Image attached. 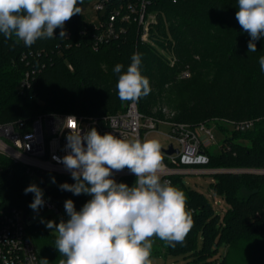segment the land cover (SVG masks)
Returning a JSON list of instances; mask_svg holds the SVG:
<instances>
[{"label":"trees","instance_id":"trees-1","mask_svg":"<svg viewBox=\"0 0 264 264\" xmlns=\"http://www.w3.org/2000/svg\"><path fill=\"white\" fill-rule=\"evenodd\" d=\"M237 11L238 0H150L147 16L154 14L156 19L150 24L148 41L141 39V28L132 19L118 24L116 36L98 42L101 26L86 21L81 13L65 23V40L59 39V28L56 38L37 40L30 47L0 34V124L13 122L28 130L45 113L102 116L124 111L129 102L118 98L119 74L113 69L122 64L126 71L131 56L139 53L141 73L151 87L150 94L137 102L142 114L161 116L153 112L157 103L168 94L186 92L191 101L177 105V121L210 125L217 118L257 119L252 128L238 131L250 145L236 135L227 136L218 152L205 151L206 164L195 167L264 170V72L258 62L264 56V37L255 41L257 51L248 53L251 38L239 25ZM26 72L30 84L19 88ZM184 72L190 73L189 78H180ZM222 124L218 121L216 126L223 132ZM36 175L59 207L71 199L79 211L91 199L61 190L63 183H75L71 173L28 170L0 153V226L3 214L13 208L29 214L33 193L24 190ZM211 175L212 190L224 195L228 204L222 216L204 193L185 183L184 174L167 177L186 194L194 226L183 244L172 248L162 242L166 253L210 264L220 245H225L218 264H264V172ZM135 180L131 175L120 183L132 186ZM28 229L41 259L59 264L63 257L54 247L56 235L41 223Z\"/></svg>","mask_w":264,"mask_h":264},{"label":"clouds","instance_id":"clouds-1","mask_svg":"<svg viewBox=\"0 0 264 264\" xmlns=\"http://www.w3.org/2000/svg\"><path fill=\"white\" fill-rule=\"evenodd\" d=\"M82 2L0 0V34L30 47L37 40L56 38L59 28V39L65 40V23L82 12ZM236 19L251 38L248 53H255V41L264 37V0H238ZM258 62L264 72V56ZM140 65L139 53L131 56L126 71L122 64L115 65L121 102L137 103L150 94V81L142 75ZM66 139L70 151L60 162L75 183H63L60 188L91 199L79 211L71 199L66 200L68 219L58 224L46 222L56 233L54 247L63 257L59 264H152L153 237L172 248L185 242L194 226L193 212L186 194L161 179L164 165L158 140L125 139L111 132L101 135L95 127L82 132L78 122ZM125 168L136 177L132 186L112 178L114 170ZM24 191L34 194L29 205L32 210L45 204L37 185ZM41 264L49 261L41 259Z\"/></svg>","mask_w":264,"mask_h":264},{"label":"built area","instance_id":"built-area-1","mask_svg":"<svg viewBox=\"0 0 264 264\" xmlns=\"http://www.w3.org/2000/svg\"><path fill=\"white\" fill-rule=\"evenodd\" d=\"M112 3L113 8L107 13ZM149 4L150 0H94V7L100 15L98 24L101 30L97 34L98 42L116 36L118 24L132 19L138 22L141 28V39L148 41L150 24L156 19L154 14L147 16ZM186 75H189V72L183 73V76ZM29 84L30 74L26 72L19 88H25ZM162 109L164 116H146L139 111L137 103L129 102L124 111L102 116L41 114L34 119L31 129L28 130L19 129L13 122L0 124V153L24 164L28 170L35 167L43 171L70 173L60 160L70 151L66 148V138L77 122L82 132L95 127L101 135L111 132L121 138H138L142 141L147 132L165 124L170 128L166 135L178 143V146L171 143L177 152L168 154L162 149L164 167L160 175L161 179L169 181L167 177L171 174L200 173L196 171L207 170L188 167L203 165L209 161L205 151L215 139L212 124L216 125L218 121L230 122L237 130L244 131L252 128L257 121L217 118L212 120L210 125L206 122L191 125L175 120L174 112H170L167 107ZM165 148L168 149L169 145ZM131 175L134 174L125 168L122 171L114 170L112 178L120 183L122 178ZM43 199L45 204L39 210L51 208L59 212L62 208L57 206L46 192ZM27 218L28 214L21 208H13L3 214L0 226V264H41L37 245L29 234Z\"/></svg>","mask_w":264,"mask_h":264},{"label":"rangeland","instance_id":"rangeland-1","mask_svg":"<svg viewBox=\"0 0 264 264\" xmlns=\"http://www.w3.org/2000/svg\"><path fill=\"white\" fill-rule=\"evenodd\" d=\"M82 12L81 14L84 16L85 20L88 22H92L95 24H98L100 22V15L97 12V10L94 7V0H83L82 5ZM189 75L183 76V73L180 74L181 79L189 78ZM190 94L186 92H180V95H176L174 93L168 94L167 97L161 100V102L157 103L155 105L153 112L160 113L161 116H164L165 113L162 108L167 107L170 112H174L175 116L179 113V109L177 107L178 104L180 105H188L191 101ZM215 139L212 142V144L209 147V150L216 153L220 150V146L222 145V141L225 137L230 135H236L238 137V141H240L243 144L250 145L251 142L247 140L245 135H242L238 133L239 130H237L233 124L230 122H224L222 124V131L215 125L212 124ZM226 129V131H225ZM170 131L169 126L165 124H160L157 129L149 131L146 133L143 140L147 139H156L160 142L161 148H165L171 143L174 146H178V143L175 139L170 138L166 135ZM201 168V167H200ZM188 169H199V167L189 166ZM254 171L256 173H261L259 169H234L236 173H241L243 171ZM215 170H202V171H196L200 173H186L184 174V181L185 183L192 187L197 189L198 191L204 193L209 200L214 205L215 210L222 216L224 212L226 211L228 204L226 199L224 198V195H218L216 194L211 187V183L214 181V176L211 175ZM32 184L37 185L40 189L43 191V195H45L44 187L41 182V180L38 178V176H32L31 178ZM34 198V194L32 197V201ZM67 220L68 216L66 214L65 208H60L59 212H56L54 209L48 208L46 210H30L27 218V224L31 225L34 223H41L49 232H54V229H49L46 227V222L51 220L55 221L57 224L61 220ZM43 221V222H42ZM163 241H160L159 239L153 237V249H152V255H151V261L152 264H196L194 263L191 257H186L183 254H169L166 253L165 248L162 244ZM226 247L225 245H220L217 252L211 257L210 264H218V262L222 259L223 254L225 253Z\"/></svg>","mask_w":264,"mask_h":264},{"label":"water","instance_id":"water-1","mask_svg":"<svg viewBox=\"0 0 264 264\" xmlns=\"http://www.w3.org/2000/svg\"><path fill=\"white\" fill-rule=\"evenodd\" d=\"M163 151L166 152V153H168V154H171L173 152H177L178 150L176 148H174L172 144H170L169 145V148L168 149L163 148ZM221 171L222 172H227V171L232 172L234 170H221L220 169V170H215L214 172H221ZM249 172H254V171L249 170ZM261 172H264V171H261Z\"/></svg>","mask_w":264,"mask_h":264},{"label":"snow or ice","instance_id":"snow-or-ice-1","mask_svg":"<svg viewBox=\"0 0 264 264\" xmlns=\"http://www.w3.org/2000/svg\"><path fill=\"white\" fill-rule=\"evenodd\" d=\"M73 126H75V125L73 124Z\"/></svg>","mask_w":264,"mask_h":264}]
</instances>
